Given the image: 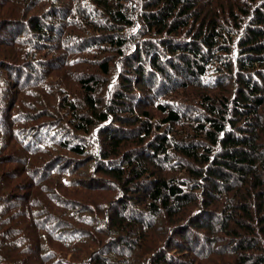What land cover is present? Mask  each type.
Returning a JSON list of instances; mask_svg holds the SVG:
<instances>
[{
    "label": "trees",
    "instance_id": "16d2710c",
    "mask_svg": "<svg viewBox=\"0 0 264 264\" xmlns=\"http://www.w3.org/2000/svg\"><path fill=\"white\" fill-rule=\"evenodd\" d=\"M0 264H264V0H0Z\"/></svg>",
    "mask_w": 264,
    "mask_h": 264
}]
</instances>
